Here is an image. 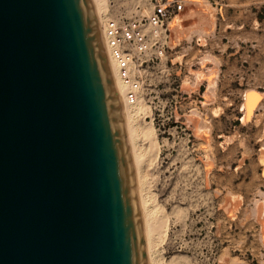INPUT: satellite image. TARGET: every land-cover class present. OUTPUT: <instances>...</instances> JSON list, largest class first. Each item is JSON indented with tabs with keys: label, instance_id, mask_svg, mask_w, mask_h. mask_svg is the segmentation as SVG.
Instances as JSON below:
<instances>
[{
	"label": "water",
	"instance_id": "95a60500",
	"mask_svg": "<svg viewBox=\"0 0 264 264\" xmlns=\"http://www.w3.org/2000/svg\"><path fill=\"white\" fill-rule=\"evenodd\" d=\"M0 264H148L92 0H0Z\"/></svg>",
	"mask_w": 264,
	"mask_h": 264
},
{
	"label": "rangeland",
	"instance_id": "374dc122",
	"mask_svg": "<svg viewBox=\"0 0 264 264\" xmlns=\"http://www.w3.org/2000/svg\"><path fill=\"white\" fill-rule=\"evenodd\" d=\"M175 1L181 2L180 10L190 2ZM202 1L214 9L213 29L198 27L174 45L169 31V47L164 46L162 55L154 58L157 49L152 46L153 58L131 68L134 78L140 76L137 97L146 107L133 123H150L157 139V156L151 160L146 153L149 159L140 169L144 193L149 207L167 220L165 236L152 238L150 255L154 264H219L224 259L264 264L261 225L255 217L257 204L264 208V0ZM169 2L104 0L100 16L103 22L145 18L154 4ZM144 27L150 37L151 28ZM199 32L206 34L203 42ZM204 57L209 58L205 70L217 66L214 96L208 101L205 80L191 93L181 88L184 79L193 81L189 68L199 67ZM249 89L261 97L243 120ZM192 112L209 129L208 137L195 134L186 120ZM139 141L135 144L146 151L147 144ZM229 196L240 199L233 215L223 206ZM146 257L148 262L147 252Z\"/></svg>",
	"mask_w": 264,
	"mask_h": 264
},
{
	"label": "bare ground",
	"instance_id": "6f19581e",
	"mask_svg": "<svg viewBox=\"0 0 264 264\" xmlns=\"http://www.w3.org/2000/svg\"><path fill=\"white\" fill-rule=\"evenodd\" d=\"M188 1L190 2L186 3L185 8L183 10H180L178 13H176L172 17L171 21L169 22V28L167 24V28L170 31L169 44L170 43L172 45L176 44L185 35L189 34L191 31L197 29L198 27H200L203 31L210 29V28L211 29L214 28V24H215L214 9H212V7H210L206 2L202 0H188ZM92 4L94 7V11L97 17L99 27L102 32V27L104 25V22L102 21L103 18H101L100 13H101V5L104 6V0H92ZM197 35L199 37L198 40H201L203 42L204 36L206 34L199 32ZM206 57L201 59V62L199 63L200 64L199 67L195 69L192 67L189 68V73L192 75L193 81L190 82L187 79H184L182 82L181 88L184 92L191 93L195 89L198 88L202 80H205L207 82L208 87L204 92V97L208 101L209 99H212L214 96L213 88L215 87L214 83L216 81L215 79L217 75L216 74L217 66L213 64L212 66L206 67L207 69L205 70L204 64L206 63V61H209V58H206ZM107 59H108L110 73L114 81L115 89L119 96L121 107H122L123 121H124V127H125V136H126L129 151H130V157L132 159L133 175L135 178V192L137 196V206L141 212V217H142V229H143V235L145 239L146 252L148 255V264H154L153 262L155 261H153V257H151L150 255V251H151L150 249L152 246L151 241H152V238L155 236L157 238H159L161 235L165 236L164 232H166L165 228L167 229L166 227L167 220L165 216H162V217L158 216L159 214L157 215L156 214L157 212L155 213L154 211L155 208L154 209L150 208L152 205L149 207V203L147 201L148 199L147 197L149 196L146 197L144 193L143 185L145 183H143L144 180H142L140 169L144 168V167L141 168V165L146 160V158L149 159V157L145 158L146 153L150 156L151 160L154 159L155 155L157 156L156 154L157 139L155 140L156 137L154 138L153 127L150 123L144 122L142 126H138V125L135 126V123H133V119L135 117H137L138 115H141L142 112L146 113L145 111L146 107L142 101V98L140 97L139 98L137 97L136 101L133 103H130L127 101L126 93L132 87L131 85L124 83L120 79L118 68H117L115 61L112 60L109 55H107ZM211 85L213 86V88H211ZM260 97H261V93L257 92L256 90L249 89L245 92V102L243 104L244 105L243 120H246L250 117L252 110L255 107ZM175 116L177 118L178 117L181 118L178 112H175ZM185 116H186V120L188 121V123L193 124V128H194L193 130L195 131V134L199 136H203V137H208L207 134L209 133V129L206 128L201 123V121H199V117H197V114H194L192 112L191 114H187ZM136 140H140V141L142 140L144 142V145L145 143L147 144L146 151L143 150V147L139 146L140 147L139 148L136 145L138 143V142H135ZM208 141H211V140H208ZM260 159L264 165V152L261 153ZM210 161H208V165H210L211 163ZM154 203H153V206H154ZM239 204H240V199L238 197L229 196V197H226L223 206H224L225 211L228 214L233 215L234 210L237 208ZM255 209H256L255 217L261 225V231H262L261 240L264 243V208L262 207L261 203H258ZM157 211L159 212V210ZM219 264H231V261H227L226 259H224L220 261ZM240 264H243V263H240Z\"/></svg>",
	"mask_w": 264,
	"mask_h": 264
},
{
	"label": "built area",
	"instance_id": "2783aa9c",
	"mask_svg": "<svg viewBox=\"0 0 264 264\" xmlns=\"http://www.w3.org/2000/svg\"><path fill=\"white\" fill-rule=\"evenodd\" d=\"M181 7V2L171 0L168 4H154L152 11L145 18H119L104 22L102 39L107 55L115 61L120 79L132 87L126 93L128 102L136 101L141 84L140 76L134 78L131 75V68H135L137 63L142 64L153 58V53L149 52L152 46L157 49L154 58L163 54L164 46L169 47L167 24L172 19V14L178 12ZM145 24L151 28L150 37L145 31Z\"/></svg>",
	"mask_w": 264,
	"mask_h": 264
}]
</instances>
